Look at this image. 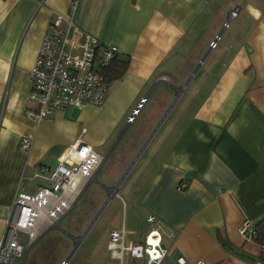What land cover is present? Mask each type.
<instances>
[{"label":"crops","instance_id":"1","mask_svg":"<svg viewBox=\"0 0 264 264\" xmlns=\"http://www.w3.org/2000/svg\"><path fill=\"white\" fill-rule=\"evenodd\" d=\"M37 1L0 0V236L18 183L27 182L35 163L55 165L77 138L103 156L100 166L114 150L124 162L147 127L135 126L125 139L124 134L130 123L143 120L138 117L148 103L150 122L161 116V123L133 159L135 165L148 147L133 168L129 201L148 222L146 233L153 227L161 231L167 250L161 264H176L179 255L211 264L264 262L261 244L239 233L243 220H264V0H78L74 25L115 45L128 58L127 69L109 84L100 104L57 110L51 119L35 122L26 114L28 70L48 20L66 14L70 0H44L40 6ZM235 5L237 15L222 29ZM219 32L217 46L209 49ZM177 99L178 111L169 113ZM22 135L33 138L27 153L18 148ZM186 177L188 186L177 189ZM112 186H104L103 205L111 195L120 198ZM113 229H123L125 240L123 221ZM40 235L28 240L21 264ZM106 243L100 248L108 255ZM130 259L127 264H135Z\"/></svg>","mask_w":264,"mask_h":264},{"label":"built area","instance_id":"2","mask_svg":"<svg viewBox=\"0 0 264 264\" xmlns=\"http://www.w3.org/2000/svg\"><path fill=\"white\" fill-rule=\"evenodd\" d=\"M37 2L40 6L44 0ZM77 2L70 0L66 14L54 13L50 17L34 62L28 70L29 99L33 107H29L26 114L35 122L51 119L57 110L72 107L82 109L87 103L100 104L107 93L109 84L103 76V69L118 53V49L113 44L102 43L74 25L73 14ZM238 11V5L229 10L222 22V29L230 25ZM220 38L221 33H216L209 41V49L215 48ZM142 104L143 101H140L134 107L130 119L137 114ZM32 143L31 136L22 135L18 140V148L27 153ZM102 160L103 156L77 138L57 157L55 165L35 163L31 174L25 177L27 182L24 183L22 178L19 181L5 218L0 236V264H14L16 258L23 259L24 247L20 235L27 236L31 242L48 226L58 222L71 208L81 185L94 174ZM188 183V177L182 179L177 189L186 188ZM147 220L152 222L154 217L150 215ZM239 233L245 239L254 240L255 222L243 220ZM260 247L264 249V243ZM106 249L112 258L119 260V264H123L124 255L134 259L135 264H161L167 253L161 242V231L156 227L146 233L143 243L125 242L123 229H113L109 232ZM175 262L211 264L202 257L187 261L181 255L175 258ZM68 263L69 260L64 259L59 264Z\"/></svg>","mask_w":264,"mask_h":264},{"label":"rangeland","instance_id":"3","mask_svg":"<svg viewBox=\"0 0 264 264\" xmlns=\"http://www.w3.org/2000/svg\"><path fill=\"white\" fill-rule=\"evenodd\" d=\"M11 72L9 75H11ZM177 86H181V84ZM182 92H184V89ZM172 100L160 109L162 114L165 113V109L169 107ZM30 102L31 105L29 107H33V102ZM181 103L182 101L175 100L172 107H169V113H176ZM148 108L149 104L147 103L138 117V119L143 120H136L133 124L130 123L127 127V132L124 134L125 137L123 136L124 139L127 138V133L135 126L136 128L141 127V129L147 127L146 131L140 135V140L142 141L138 144L134 153L131 154L132 156L128 159L123 158V161H126L124 164V162H121L122 159L118 160L114 156L115 150L111 155H108L95 173L93 180L87 184L82 194L77 197L78 200L76 198L77 201L75 200L72 208L58 222L48 226L42 236L40 235V238L27 249L24 264H59L64 259H68L69 264H86L88 261H90V264H119L118 259L112 258L109 252L106 255L100 247L101 245L103 247L104 243L109 239L110 229L112 227L119 228L122 221L126 229L125 242H128L129 239L134 242H144L145 233L149 228L148 222L143 217L136 216L137 214L132 210L129 199L133 188L132 177L135 170L133 168L139 165L137 164L139 160L142 161L141 157L148 147H144L143 151H141L142 153L140 152L141 154L135 165L134 163L132 164L133 159L139 149L146 144L145 142L148 140L151 130L156 124L161 123L159 121L161 116L152 123L150 122L154 115L151 116L152 111H148ZM154 135L149 143L154 139ZM136 136L138 137L139 133ZM128 155H130L129 152ZM119 179L121 181L116 186L115 184ZM111 185H113L111 189L117 187V194L120 195V198L110 194L111 197L103 205L107 198V189L104 186L110 187ZM125 187H128L127 191ZM111 189L110 193H112ZM102 205L103 207L101 208ZM20 239L24 246L23 251H25L28 238L22 234ZM84 249H86L87 253H85ZM100 250L102 251L101 255L99 254ZM83 251L85 254H82ZM89 254L92 256L91 260H89ZM166 255L167 253L164 256ZM84 256L86 259H84ZM127 259L129 257L125 256V264H127ZM20 263L21 258H16L14 264Z\"/></svg>","mask_w":264,"mask_h":264},{"label":"trees","instance_id":"4","mask_svg":"<svg viewBox=\"0 0 264 264\" xmlns=\"http://www.w3.org/2000/svg\"><path fill=\"white\" fill-rule=\"evenodd\" d=\"M127 65L128 58L117 53L103 69V76L108 84L120 78L127 69ZM254 240L258 241L260 244L264 243V220H260L257 223L255 222Z\"/></svg>","mask_w":264,"mask_h":264},{"label":"bare ground","instance_id":"5","mask_svg":"<svg viewBox=\"0 0 264 264\" xmlns=\"http://www.w3.org/2000/svg\"><path fill=\"white\" fill-rule=\"evenodd\" d=\"M149 240H151V237H149Z\"/></svg>","mask_w":264,"mask_h":264}]
</instances>
